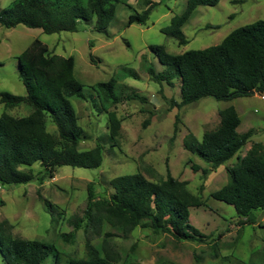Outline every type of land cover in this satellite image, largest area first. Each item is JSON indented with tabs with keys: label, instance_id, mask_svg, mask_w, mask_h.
Listing matches in <instances>:
<instances>
[{
	"label": "rangeland",
	"instance_id": "rangeland-1",
	"mask_svg": "<svg viewBox=\"0 0 264 264\" xmlns=\"http://www.w3.org/2000/svg\"><path fill=\"white\" fill-rule=\"evenodd\" d=\"M123 1L117 5L115 16L104 32L93 31L94 22L79 23L76 33L52 35L22 25L13 29L0 26V93L25 95L18 78L16 57L35 39L45 44L52 54L74 58V76L82 85L84 99H72L71 105L79 125L89 136L79 144L80 151L92 149L99 138L107 140L108 136V118L92 89L95 84L122 74L123 69L131 70L138 78L122 79L119 85L129 90L117 86L115 92L121 97L135 93L145 99L123 98L110 109L122 120L120 136L116 147L104 143L100 168L62 167L53 178H46L42 183L35 180L0 187V224L14 238L55 244L60 252L58 263L49 260L45 264H68L70 258L83 259L87 244L107 245L121 259L132 256L138 264H264V212H254L248 220L240 219L233 207L211 198L226 184V169L237 163V157L244 156L253 143H264V97L256 94L230 101L208 97L176 108L172 101H180V80L170 86L159 85L146 72V66L153 67L156 73L164 70L149 47L164 46L168 53L181 55L218 45L232 31L264 21V0H220L214 7H197L182 28L187 40L184 46H179L161 30L169 26L173 16L184 11L187 0ZM11 2L0 0V10ZM147 2L157 5L146 24L128 26L129 16L144 11ZM229 106L240 117L237 132L252 131V135L235 157L210 171V165L187 152L182 141L188 132L201 140L204 132L218 126L219 112ZM2 113L13 117L27 114L23 106L5 108L0 104ZM47 131L57 137L50 122ZM192 166L199 169L194 171ZM31 169L34 174L41 170L38 164ZM203 169L210 172L204 176ZM138 172L152 182L166 179L170 174L186 184L188 191L204 203L201 208L191 209L190 224L207 237L205 242L176 241L168 234L156 235L142 226L128 234H121L108 225L77 226L84 218L89 184L99 198L109 197L111 179ZM43 200L58 207L59 214L53 219ZM0 264L4 263L0 260Z\"/></svg>",
	"mask_w": 264,
	"mask_h": 264
},
{
	"label": "trees",
	"instance_id": "trees-1",
	"mask_svg": "<svg viewBox=\"0 0 264 264\" xmlns=\"http://www.w3.org/2000/svg\"><path fill=\"white\" fill-rule=\"evenodd\" d=\"M123 0H12L0 10V26L13 29L19 25L40 29L43 34L76 33L78 24L94 22L92 30L104 32L115 16L116 7ZM124 2V1H123ZM127 2V1H126ZM125 2V3H126ZM220 0H187L184 11L172 17L161 32L175 39L179 46L187 44L182 28L197 7H214ZM140 13L129 16L128 26L145 25L151 10L157 5L147 2ZM91 47V46H90ZM149 50L164 67L156 73L146 66L148 76L157 84L172 85L180 80V101L173 107L181 108L204 98L230 101L251 96L250 91L264 96V21L240 27L228 34L218 45L203 50H191L173 55L164 46H151ZM93 62V57H90ZM17 73L25 95L0 93V104L5 108L23 106L27 114L13 117L0 115V187L24 185L37 180L53 178L62 167L98 169L102 166L103 145L117 146L122 120L110 109L123 98L145 100L135 93L118 96L119 81L138 75L127 69L107 82L97 83L96 92L102 111L108 118L107 140L99 138L95 147L80 151L81 142L89 139L79 125L71 105L72 99H84L82 85L75 79L72 56L52 54L39 39L17 57ZM2 64H0V67ZM218 126L204 132L198 140L188 132L182 141L184 149L215 171L235 157L249 141L252 131L237 132L240 117L233 106L219 112ZM177 121L174 133H177ZM54 127L57 137L47 131V123ZM41 170L34 174L32 166ZM194 171L199 168L192 166ZM210 171L202 170L206 176ZM227 182L211 195L215 201L234 208L240 219H250L254 212H264V143H253L237 163L226 169ZM112 193L99 198L92 184L87 187V205L78 227L108 225L111 229L128 234L138 226L148 228L156 235L168 234L176 241L205 242L207 237L190 224L191 209L204 203L192 195L184 182L170 174L166 179L152 182L141 173L122 175L110 180ZM44 207L53 219L58 207L43 200ZM64 237V235H62ZM69 238L72 237L70 234ZM59 249L55 244L37 240L14 238L0 224V260L4 264L58 263ZM68 264H138L134 258L121 259L107 245L93 247L87 244L85 258H70Z\"/></svg>",
	"mask_w": 264,
	"mask_h": 264
},
{
	"label": "water",
	"instance_id": "water-1",
	"mask_svg": "<svg viewBox=\"0 0 264 264\" xmlns=\"http://www.w3.org/2000/svg\"><path fill=\"white\" fill-rule=\"evenodd\" d=\"M250 95H254L255 94V92L254 91H250V93H249ZM259 95H261V94H259ZM262 96V95H261ZM262 97H264V96H262Z\"/></svg>",
	"mask_w": 264,
	"mask_h": 264
},
{
	"label": "crops",
	"instance_id": "crops-1",
	"mask_svg": "<svg viewBox=\"0 0 264 264\" xmlns=\"http://www.w3.org/2000/svg\"><path fill=\"white\" fill-rule=\"evenodd\" d=\"M254 95H256V94H254ZM254 95H253V96H254Z\"/></svg>",
	"mask_w": 264,
	"mask_h": 264
}]
</instances>
